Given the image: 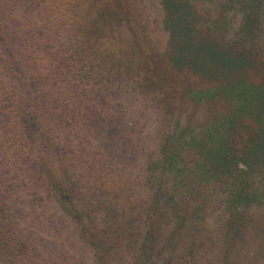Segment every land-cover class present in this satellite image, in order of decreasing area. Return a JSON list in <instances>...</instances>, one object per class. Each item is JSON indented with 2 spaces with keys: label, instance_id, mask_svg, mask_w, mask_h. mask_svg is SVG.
Returning <instances> with one entry per match:
<instances>
[{
  "label": "trees",
  "instance_id": "1",
  "mask_svg": "<svg viewBox=\"0 0 264 264\" xmlns=\"http://www.w3.org/2000/svg\"><path fill=\"white\" fill-rule=\"evenodd\" d=\"M244 1L250 11L248 19L253 20L254 6L261 0ZM161 2L168 11L166 25L174 43L169 58L154 55L143 48L141 38L133 37L131 0H0V264H28L33 256L28 260L26 254L34 253L39 245L26 226L8 219L5 199L10 188L15 195L25 196L30 190L42 195L58 192L55 203L63 216L79 225L85 221L83 230L89 233L92 248L105 247L103 262L119 263L118 258L127 256L131 243L140 238L143 246L135 264L149 259L155 264H197L208 252L206 241L197 234L194 216L200 211L192 204L195 192L189 186L171 189L164 177L151 176L144 212L129 214L106 198L105 188L114 180L111 176L103 180L108 170L89 145L91 129L110 119L108 99L132 97L133 92L147 94L154 84L178 92L186 83L199 92L210 89L205 85L208 78L198 72L210 70L205 56L215 65L231 63L245 79L240 56L230 58L222 47L197 37L185 2ZM252 20H246V28L255 24ZM121 28L126 33L120 37L117 29ZM177 51L178 57L184 54L191 62L193 70L176 74L171 60ZM247 86L243 81L240 89L236 87L235 107H263L264 91L259 87L249 91ZM207 155L213 170L204 177L230 170L227 142L217 138ZM164 164L175 166L172 160ZM89 171L94 172V180L83 176ZM245 196L242 188L230 191L229 187L225 194L233 204H240ZM232 206L242 213L239 205ZM98 214L108 223L102 230L91 223ZM229 217L224 242L215 251L217 264H238L239 253L232 251H242L245 228L241 221L230 226ZM235 242L239 246L232 249ZM165 244L180 250L177 262L158 246Z\"/></svg>",
  "mask_w": 264,
  "mask_h": 264
},
{
  "label": "rangeland",
  "instance_id": "2",
  "mask_svg": "<svg viewBox=\"0 0 264 264\" xmlns=\"http://www.w3.org/2000/svg\"><path fill=\"white\" fill-rule=\"evenodd\" d=\"M131 1L133 37L141 38L143 48L154 55L165 54L169 58L174 43L166 25L168 11L161 0ZM181 1L190 8L198 38L222 47V52L230 58L241 57L245 79L231 63L227 67L215 65L205 56L210 61V70L197 71L208 78L205 85L210 89L199 92L186 83L178 92L177 88L154 84L147 94L133 92L132 97L108 99L105 104L110 119L95 124L98 125L91 129L89 145L97 160H104L108 172L103 180L108 176L114 180L113 185L109 182L105 188L106 198L117 202L129 214H135L136 210L144 212V206L149 203L151 176L164 177L168 188L180 190L189 186L195 192L192 204L200 211L194 216L197 234L208 245V252H204L197 264L209 261L217 264L215 251L224 242L223 231L229 216L230 226L241 221L239 224L245 228L243 243L235 239L242 251H232L239 253L237 263L264 264V106L235 107L238 104L235 95L239 91L236 87L240 89L243 81L250 87L247 86L249 91L251 87L264 91V0L254 6L251 20L255 24L249 29L245 23L251 22L250 11L244 0ZM117 32L121 37L125 29ZM178 55L177 51L172 60L170 57L176 74L193 70L184 54ZM217 138L230 144V170L222 169L204 177V173L213 170L207 162V151ZM166 160H172L175 166L165 165ZM85 175L89 179L95 177L92 171L84 172ZM216 175L219 177L212 178ZM229 187L230 191L245 190V200L240 204L229 202L225 198ZM15 194L13 188L7 191L8 219L26 226L39 242L34 253L26 254L28 260L33 256L28 264H135L138 260L143 238L131 243V251L126 252L127 256L121 255L119 263L101 261L105 247L92 248L89 233L83 230L87 226L85 221L79 225L63 216L55 203L58 197L55 190L45 195L35 190H30L27 196ZM232 205H239L237 208H242V213ZM104 218L98 214L91 223L102 230L108 225ZM239 243L235 242L232 249ZM158 246L173 256V262L178 261L180 250H172L168 244ZM105 251L116 253L113 249ZM115 251L125 254L121 249ZM141 264H155V261L142 260Z\"/></svg>",
  "mask_w": 264,
  "mask_h": 264
}]
</instances>
